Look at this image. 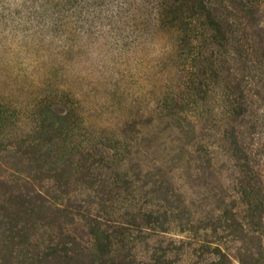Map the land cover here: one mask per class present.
<instances>
[{
  "label": "rangeland",
  "instance_id": "374dc122",
  "mask_svg": "<svg viewBox=\"0 0 264 264\" xmlns=\"http://www.w3.org/2000/svg\"><path fill=\"white\" fill-rule=\"evenodd\" d=\"M138 9L102 32L0 19V264H264V99L237 144L226 117L255 73L228 42L187 94L176 25Z\"/></svg>",
  "mask_w": 264,
  "mask_h": 264
},
{
  "label": "trees",
  "instance_id": "16d2710c",
  "mask_svg": "<svg viewBox=\"0 0 264 264\" xmlns=\"http://www.w3.org/2000/svg\"><path fill=\"white\" fill-rule=\"evenodd\" d=\"M144 6L154 25L166 22L176 25L184 51L181 55L186 61L185 71L189 74L182 85L187 94L192 95L191 87L195 84L207 91L205 82H198L194 71L199 66L202 70L207 68L205 54L209 48L220 49L228 42H235L234 53L246 56L255 74L246 76L251 79L246 95L243 90V95L232 96L226 113L231 143L237 144L245 122L255 121L253 111L257 101L264 99V26L258 17L259 8L252 11L247 4L238 7L234 0H0V19L14 20L17 16L18 23H30L26 29L34 26L53 33L65 27L80 32L92 29L102 32L106 27L115 30L116 24L124 25L132 8L141 10L138 8ZM181 100L185 98L181 96ZM181 115L175 116L181 119L176 128L186 135L192 134L198 126L197 115L184 110ZM261 120L257 116V121ZM158 211L150 209L147 215L156 217Z\"/></svg>",
  "mask_w": 264,
  "mask_h": 264
}]
</instances>
